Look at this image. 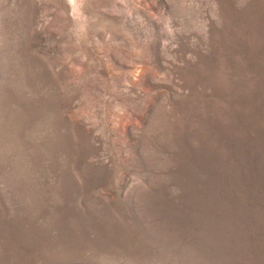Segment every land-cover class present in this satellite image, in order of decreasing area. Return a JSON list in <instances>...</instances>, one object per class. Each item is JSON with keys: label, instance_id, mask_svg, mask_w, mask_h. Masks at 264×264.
<instances>
[{"label": "rangeland", "instance_id": "rangeland-1", "mask_svg": "<svg viewBox=\"0 0 264 264\" xmlns=\"http://www.w3.org/2000/svg\"><path fill=\"white\" fill-rule=\"evenodd\" d=\"M0 264H264V0H0Z\"/></svg>", "mask_w": 264, "mask_h": 264}, {"label": "bare ground", "instance_id": "bare-ground-1", "mask_svg": "<svg viewBox=\"0 0 264 264\" xmlns=\"http://www.w3.org/2000/svg\"><path fill=\"white\" fill-rule=\"evenodd\" d=\"M78 0H71V2L72 3H76ZM80 1V0H79ZM72 6V5H71ZM77 6L75 5V8H76Z\"/></svg>", "mask_w": 264, "mask_h": 264}]
</instances>
